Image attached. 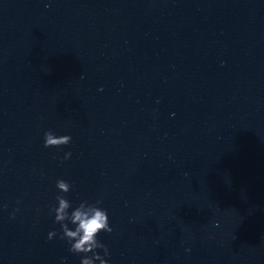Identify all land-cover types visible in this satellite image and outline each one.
<instances>
[{"label": "clouds", "instance_id": "clouds-1", "mask_svg": "<svg viewBox=\"0 0 264 264\" xmlns=\"http://www.w3.org/2000/svg\"><path fill=\"white\" fill-rule=\"evenodd\" d=\"M71 139L69 135L56 136L51 130H48L44 133V147L59 148L69 144ZM70 157V152L64 154L65 160ZM56 187L65 194L71 189V185L63 179L57 180ZM56 200L58 206L52 207L50 211L54 213V222L60 225L59 238L66 240L69 244V252L77 255L83 254L80 264H96L97 261L99 264H109L105 257L110 256V252L107 246L97 239L100 232L111 233L113 231L109 225L106 209L99 206L102 201L97 200L95 203L82 201L70 212L71 202L64 195H57ZM15 211H19V209ZM15 211L12 213L13 219L15 218ZM69 224L73 225L74 228H70ZM214 226L218 227V222ZM56 236V231L48 233L49 240ZM97 249L103 250V256L96 251ZM89 253L91 255H88Z\"/></svg>", "mask_w": 264, "mask_h": 264}]
</instances>
